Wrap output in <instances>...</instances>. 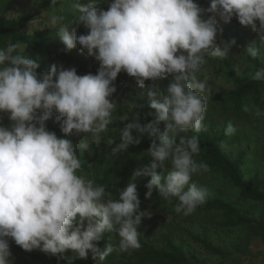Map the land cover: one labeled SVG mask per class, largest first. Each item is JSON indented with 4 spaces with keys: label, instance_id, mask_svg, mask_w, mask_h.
Here are the masks:
<instances>
[{
    "label": "clouds",
    "instance_id": "1",
    "mask_svg": "<svg viewBox=\"0 0 264 264\" xmlns=\"http://www.w3.org/2000/svg\"><path fill=\"white\" fill-rule=\"evenodd\" d=\"M107 2L109 9L104 10L96 0H72L76 21L89 30L86 35H77L72 26L57 28L63 16L48 20L67 49L80 45L82 53L86 50L99 61L97 74L78 75L74 67L56 64L41 74L38 61L24 54L21 42L0 47V113L11 121L10 126L0 124V264H12L9 238L26 251L38 249L65 259L69 250L81 258L91 251L98 264L114 251L141 248L138 229L151 213L140 209L136 183L130 182L114 199L106 186L79 174L78 151L99 148L113 120L117 105L110 98L122 71L141 87L147 80L172 79L165 88L156 85L149 91L150 108L155 110L149 113L150 122L142 124L135 116L123 128L121 143L107 140L111 155L139 143L133 130L158 135L159 143L153 140L147 151L150 162L133 173V181L151 177L145 198H152L154 190L164 200L175 198L174 211L185 217L208 199V190L193 176L210 167L195 159L201 150L199 135H187L208 130L204 121L211 88L198 73L208 57L223 59L236 43L233 39L223 47L217 44V17L225 23L236 17L258 32L247 55L264 60V0H210L207 9L195 0ZM56 4L51 0V7ZM205 12L211 14L207 19ZM27 34L32 35L30 28ZM249 76L264 81V68ZM243 111L264 117L255 104H245ZM53 116L65 137L84 134L79 145L48 130L46 122ZM129 119L128 114L120 116L121 121ZM235 131L229 123L224 134ZM106 231L117 233L119 240L101 250L98 242Z\"/></svg>",
    "mask_w": 264,
    "mask_h": 264
},
{
    "label": "rangeland",
    "instance_id": "2",
    "mask_svg": "<svg viewBox=\"0 0 264 264\" xmlns=\"http://www.w3.org/2000/svg\"><path fill=\"white\" fill-rule=\"evenodd\" d=\"M70 1L72 2V0ZM4 2H7L5 7L3 5ZM205 2L208 1H202L199 6L207 9L209 6ZM47 6L44 0H0V15L7 19L27 15L29 17L26 25L27 31L29 28L31 33L44 30L51 31L56 40L64 48H67L57 34V29L48 26L49 18L54 16L55 13L50 11ZM209 15L211 14L205 12L204 18L207 19ZM217 20L219 29L217 44L223 47L224 42H231L233 39H235L236 43L223 59L208 57L207 64L198 73L200 79H207L211 88L206 110L207 115L204 121L208 130L198 135L208 137L218 143L225 154L232 159H237L240 153L245 152L243 171L246 177L256 183L260 189H264V117L255 118L250 113L237 112L221 104L222 98L235 89L236 78L250 79L249 73H254L256 70L264 68V60L261 58L252 59L247 55V48L251 46L253 41L258 39L259 33L253 31L250 26H242L236 17L227 23L220 20L219 17H217ZM65 25L70 26L69 24ZM59 27L60 25L58 24L57 28ZM73 28L76 29L77 35H86L89 31L80 22ZM80 49L81 46L77 45L74 51H81ZM118 76L123 80V86L119 88L115 97L110 98L117 105L116 111L113 113V120L108 126V131L103 134L104 139L100 147L96 148V146H93L92 153L83 152L87 158L79 174L93 178L97 184L106 186L112 192L114 199L118 198L119 191L123 190L130 182H135L139 199L141 200L140 209L145 210L150 203L144 202L141 191L149 183L151 177L142 175L136 177L133 181V173L137 168L128 169L113 184L99 183L109 166L118 157L111 155V148L107 145V140L113 139L115 143H121L123 128L135 116L139 117L142 124L150 122L147 113L136 104V100H141L150 105L149 91L156 85H159L162 89L165 88L172 77L155 82L147 80L144 87H141L135 77L128 75L124 71ZM245 104L255 103L249 99L245 101ZM255 105L264 110V96L261 102ZM125 114L129 115V121L120 120V116ZM229 123H232L236 131L233 135L226 136L224 129ZM160 127L163 130L164 125L162 124ZM132 136L134 141L139 140V143L131 145H140L147 140L159 141L158 135L151 136L148 133H140L136 130L132 131ZM72 137L74 143L79 145L84 134H73ZM221 142H223V147ZM78 153L80 156L83 154L81 152ZM124 161L119 165L120 170L125 167ZM168 166L170 167V165ZM193 181L208 190V198H218L231 203L242 214L264 225V204L242 198L239 191L220 174L216 172H201L193 176ZM146 210L151 213V216L150 218H144L142 225L138 229L140 242L149 240L157 247H162L163 239L169 237L174 245L181 249L189 258L191 264H264V238L249 228L224 227V219L218 212L192 214L185 217L182 214H177L174 211V207L170 206L158 210ZM86 227L87 221H85ZM104 234L108 238V243H112L114 246L117 245L119 240L117 233L106 231ZM195 237L206 239L213 246L222 250L224 254L217 255L207 251L194 240ZM9 244L12 253L9 260L12 264L24 263L26 259L30 261V264H36L31 260L29 254L37 252L38 249L31 252L26 251L16 245L11 238H9ZM137 251L138 249L123 253L114 251L103 264H142L133 257ZM19 254L25 256L23 261L20 260Z\"/></svg>",
    "mask_w": 264,
    "mask_h": 264
},
{
    "label": "trees",
    "instance_id": "3",
    "mask_svg": "<svg viewBox=\"0 0 264 264\" xmlns=\"http://www.w3.org/2000/svg\"><path fill=\"white\" fill-rule=\"evenodd\" d=\"M47 8L54 12L55 15L63 16L64 19L59 23L60 26L69 24L72 27H76L78 20L76 17L78 13L71 9L70 0H57V4L51 7V0H44ZM83 3H87L88 0H83ZM96 3L104 10L109 9V3L107 0H96ZM7 2H4V7ZM210 7V2L206 3ZM65 7V8H63ZM29 21L27 15H21L17 18L7 19L0 15V47H6L9 42L16 43L21 42L23 45L24 54L35 59L39 63L38 73H45L50 71V66L56 64L62 65L65 69L75 68L78 75L85 74H97L100 67L99 61L94 57L87 55L86 50L75 52L74 49L69 50L64 48L53 35L51 31L44 30L32 33L31 36L27 34L26 25ZM20 51V50H18ZM236 87L228 95L221 100V104L224 107H230L234 111L242 112L243 105L246 100H253L255 104H259L264 96V81H253L251 79H238L236 78ZM116 88L112 97H115L119 88L123 86V80L117 77L114 81ZM136 104L143 105L140 107L147 115L149 121L153 118L149 113H155L154 109L150 108L147 103L136 100ZM207 114L205 113V116ZM0 124L3 126H10L11 121L8 118L7 113H0ZM49 131H53L58 137L71 139L74 143L72 136L65 137L61 131L59 123L55 121V116L46 122ZM162 125V124H161ZM187 135H198L195 132L189 131ZM200 153L195 157L198 161L207 163L210 167V171L203 173L216 172L220 174L226 181L235 187L240 196L246 200L254 201L264 204V189H260L259 186L248 179L243 171L245 163L246 153L242 152L237 159H232L222 150L220 145L214 142L208 137L200 136ZM153 140H147L140 145H130L126 153L118 155L116 161L109 166L107 172L103 176L99 183L113 184L127 171L128 169L138 168L143 165H147L150 162V157L147 153ZM156 141V140H155ZM159 143V141H156ZM75 144V143H74ZM79 152V151H78ZM79 155V153H78ZM80 156V155H79ZM82 165L85 164L87 156L85 153L80 156ZM138 159V160H137ZM125 160V161H124ZM124 161V169L120 170V163ZM170 165V162H169ZM147 188H143L141 195L148 204L146 209H160L166 207H174L176 204L175 198L171 201L164 200L159 194L158 190L153 191L152 198H145ZM145 209V210H146ZM218 212L222 215L224 222L223 226L226 228L245 227L255 231L258 235L264 238V225L257 220L247 217L242 212L234 207L231 203L225 202L218 198H208L206 203L198 206L193 214H206ZM107 236L103 234L101 241L98 242V247L104 250L109 244ZM204 249L207 251L223 255L224 252L219 248L213 246L206 239L194 238ZM141 248L134 253L133 257L142 264H191L189 258L174 245L169 237L163 239L162 247H157L151 241L146 240L141 242ZM31 260L36 264H98V261L93 259L91 251H89L87 257L81 258L77 255L74 257L71 250L66 254L68 259H65L63 255H52L38 250L37 252L29 254ZM20 260L23 261L24 255L19 254ZM106 258L102 264L107 260ZM19 264H30L29 260H24Z\"/></svg>",
    "mask_w": 264,
    "mask_h": 264
},
{
    "label": "crops",
    "instance_id": "4",
    "mask_svg": "<svg viewBox=\"0 0 264 264\" xmlns=\"http://www.w3.org/2000/svg\"><path fill=\"white\" fill-rule=\"evenodd\" d=\"M202 1H208V2H210V0H198V1H196V2L198 3V5H200V3H201ZM205 3H207V2H205ZM205 3H204V4H205Z\"/></svg>",
    "mask_w": 264,
    "mask_h": 264
}]
</instances>
